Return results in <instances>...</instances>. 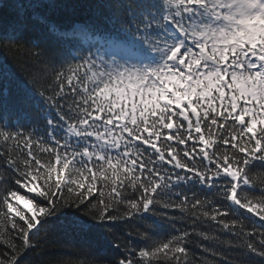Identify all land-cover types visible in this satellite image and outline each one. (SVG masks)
<instances>
[{"label":"snow or ice","instance_id":"1","mask_svg":"<svg viewBox=\"0 0 264 264\" xmlns=\"http://www.w3.org/2000/svg\"><path fill=\"white\" fill-rule=\"evenodd\" d=\"M0 10V264H264V0Z\"/></svg>","mask_w":264,"mask_h":264},{"label":"trees","instance_id":"2","mask_svg":"<svg viewBox=\"0 0 264 264\" xmlns=\"http://www.w3.org/2000/svg\"><path fill=\"white\" fill-rule=\"evenodd\" d=\"M12 18L11 13H5L3 10H0V25L6 24L8 21H10ZM5 41L3 40V30L0 28V65L2 66H8L17 71V73H20V69L16 62L12 59V56L3 48V44ZM253 175L256 177V182H260V175L257 173H253ZM54 254L51 258L58 257L61 259L64 264H77L78 257L73 254H65V253H71V250L65 247H60L56 249L51 250ZM50 257H46L48 259ZM82 259V258H79Z\"/></svg>","mask_w":264,"mask_h":264}]
</instances>
